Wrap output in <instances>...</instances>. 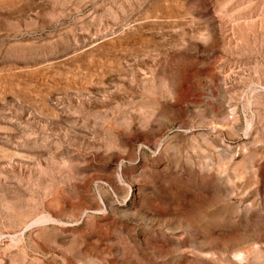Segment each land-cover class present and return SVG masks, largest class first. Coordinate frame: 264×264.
Instances as JSON below:
<instances>
[{
	"label": "rangeland",
	"instance_id": "rangeland-1",
	"mask_svg": "<svg viewBox=\"0 0 264 264\" xmlns=\"http://www.w3.org/2000/svg\"><path fill=\"white\" fill-rule=\"evenodd\" d=\"M0 264H264V0H0Z\"/></svg>",
	"mask_w": 264,
	"mask_h": 264
}]
</instances>
